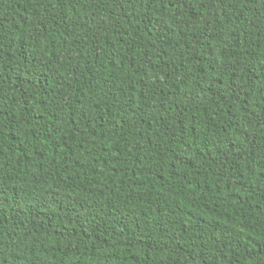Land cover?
<instances>
[{"label": "trees", "instance_id": "1", "mask_svg": "<svg viewBox=\"0 0 264 264\" xmlns=\"http://www.w3.org/2000/svg\"><path fill=\"white\" fill-rule=\"evenodd\" d=\"M0 264H264V0H0Z\"/></svg>", "mask_w": 264, "mask_h": 264}]
</instances>
